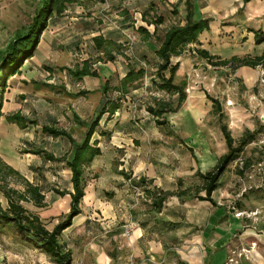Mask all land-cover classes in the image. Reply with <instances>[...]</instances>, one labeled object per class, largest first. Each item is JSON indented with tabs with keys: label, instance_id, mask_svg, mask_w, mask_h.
<instances>
[{
	"label": "rangeland",
	"instance_id": "374dc122",
	"mask_svg": "<svg viewBox=\"0 0 264 264\" xmlns=\"http://www.w3.org/2000/svg\"><path fill=\"white\" fill-rule=\"evenodd\" d=\"M39 2L40 0H0V47L9 41L16 30L30 23ZM136 2L137 0H73L61 15L53 16L49 20L48 29L42 33L33 56L23 63L19 74H15L7 81L9 87L4 93L1 110L4 114L25 113L27 123L24 128L7 122L4 117L0 118L1 144L15 152V157L11 156L13 159L1 153L0 158L8 164V161L16 163L17 159L20 165L24 164L19 167L9 165L17 169L25 180L40 189L44 205L37 206L32 201H22L21 204L28 212L38 215L49 230L69 211V196L66 194L60 196L54 190H70L69 174L66 171L61 170L60 175H57L53 172V167L45 166L47 164V160L44 159L45 151L51 153V137L42 132V125H51V113H56L57 109L64 107L72 123L74 122L72 110L77 112L81 119L92 120L103 107H110L109 103L116 100L120 106L128 105L131 114L134 113L136 116L139 112L146 111L149 92L158 89L154 81L157 83L161 81V76L156 73L155 64L151 66L146 63L145 66L140 58L142 53L147 55L153 52L158 43L153 39L149 43L142 42L143 34L136 30L139 27L137 25L140 24L148 30H152V26L142 20V15V22H139V16L137 20L134 19L135 8L141 7L135 5ZM161 4L156 0L155 4L143 8L141 14L144 13L145 19L152 21L159 14L162 15L160 10L155 12ZM238 17L228 18L237 20L240 18ZM223 24L222 22L221 26L217 27L218 34H211V30L208 29V35L204 40L203 32L199 38L203 46L199 47H205L209 52L222 56L232 53L238 57L252 56L260 50V46L247 42L240 33L228 30L229 28L223 27ZM248 24L254 25V21H249ZM164 25L163 23L161 26ZM91 34L101 35L103 38L111 37L112 42L97 49ZM195 48H198L197 44L186 46L182 54L193 56L194 64L184 69V74L178 68L174 78V82L186 79L187 95L203 98L200 103L194 98H189L192 103L188 104L185 99L182 103L184 106L172 116L174 127L184 141H187V144L184 143L183 163L187 167L188 160L194 157L197 159L196 166L208 167L206 170L208 171L214 167L218 157L227 151L219 128L218 115L213 110L212 102L206 97L208 94L220 101L222 121L227 124L235 145L244 130L257 131L256 139L248 143L239 157L227 166L212 196L217 203L229 199V214L232 216V207L242 210H264V162L261 167L258 166L264 160V85L259 82L261 78L259 67H243L246 72L243 80L238 78L240 72H237V78H231L234 73L230 69L232 63L215 66L211 63L216 59L201 58L193 52ZM109 54L114 57V61H107ZM84 60L88 61V68L99 73L100 78L84 76L82 79H76L63 68L81 67ZM173 61L172 57L171 63ZM127 65L135 68L144 67L146 73L135 88L136 91L131 89L129 93L121 95L116 89H119ZM166 74L168 75V71L162 72L165 77ZM249 76L250 78L245 80ZM262 77L264 79V74ZM105 79H109V88L102 93L98 80L103 83ZM80 91L87 92L81 95L77 93ZM119 97L121 98L118 99ZM227 100H230L232 105H227ZM136 117L134 119L138 121ZM62 119L63 116L59 121ZM132 123L134 124L133 121ZM84 131L85 128L77 124L72 128L75 139H79ZM6 134L9 138H6ZM195 134L198 136L194 140ZM197 138L201 140L199 143ZM35 150L43 151L34 154ZM205 154L208 156H203ZM27 163L29 166L26 167ZM195 179L199 185L194 183L192 189L200 186L199 178ZM3 183L21 191L25 187L23 180L13 174L7 175ZM111 188L105 187L103 191L98 189L101 203L90 206L88 213L62 232L60 240L71 250V264H191L195 260L198 264L250 263L251 253H241V250L254 240L247 244L235 245L227 254L226 246L207 248L202 236H199L201 237L199 239L196 233L184 235L179 244H171L173 248H168L162 257L147 255L151 259L145 260V254L141 251L138 253L130 244V228L123 226L127 224L125 220L128 219V213L126 212L121 220L102 214L101 209L105 206H110L109 209L112 211L115 208V204H104L106 200L111 201L118 195ZM200 194L204 195V191ZM0 204L2 208H7V201L1 191ZM185 213L184 210L182 220ZM221 213L224 215L223 210ZM263 221L255 224L250 220L249 224L257 232L258 228L264 227L261 223ZM229 256L233 257V260L229 261ZM0 264L55 263L40 246L24 240L15 226L11 225L0 227Z\"/></svg>",
	"mask_w": 264,
	"mask_h": 264
},
{
	"label": "crops",
	"instance_id": "0c3cea01",
	"mask_svg": "<svg viewBox=\"0 0 264 264\" xmlns=\"http://www.w3.org/2000/svg\"><path fill=\"white\" fill-rule=\"evenodd\" d=\"M159 1L162 4L158 10H155V12L157 13L159 10L162 12V16L164 17L163 23L165 24L164 27L167 26L166 22H184L186 14L185 0ZM155 3L156 0H137L135 5H140L141 7L135 8L134 19L139 16V22H142L141 10ZM162 5L163 7H161ZM194 6L195 18H211L209 26L211 34H218L217 27H220L223 22V27L225 26L226 28H229L228 30H234L240 33L242 38L247 42H253V33L250 32L249 29H264V0H251L244 6L242 0H194ZM241 7H243V14L239 15L237 14V10ZM174 11H177V13L172 14ZM235 16H239L240 18L238 17L239 19L237 20L228 18ZM249 21H254V25H249ZM161 25L159 26L158 31L161 30ZM137 26L141 25L138 24ZM150 26H152V30L148 31L152 33L154 25L150 24ZM209 30L203 31L205 32L202 38L203 40L204 37L208 35ZM214 30L216 31L214 32ZM203 32H201V34ZM201 34L198 37V41L191 44H197L198 48L195 49H205L208 51L205 47H199L203 46V42L199 39ZM91 35L94 36L93 34ZM105 39L112 42L111 37ZM152 39L156 41L155 37H152L147 40L142 39V42L149 43ZM257 46H260V50L254 55H259L264 50V42ZM157 47L153 52L147 55L142 53V59H145L147 64L156 65L157 57L155 55V50ZM195 49L193 52H196ZM208 53L216 55L219 59L236 56L232 53L224 56L209 51ZM143 56H147V58H144ZM173 58L174 61L172 64L178 63V68L183 74L184 69L189 68L194 64V58L193 56H190V54H181L179 56H174ZM147 64L144 63L145 66H147ZM243 67L245 68V66L236 68L230 66V69L234 71L231 78H237V72H240L238 78L240 77L243 80L245 77L244 74L246 73ZM168 75L166 74V77H168ZM248 78H250V76L245 78V80H248ZM98 83L100 84V91H102V83H100L99 80ZM133 91H136V89H133ZM198 93L199 92H197V94ZM189 98L196 99L198 101L197 103H200L203 99L199 96L190 97V95H187V104L192 103ZM175 99L176 95H171L165 91L156 89L149 92V101L146 102L145 106L146 111H144V113L139 112L138 115H136L137 117L134 113L131 114V108L126 104L120 106L121 108L119 107L112 114L106 112L101 116L91 141H96L97 146L100 148V154L93 158L92 162L85 170L87 184L82 199L81 213L73 218V222L88 213L90 206H96L97 203H101V199L99 198L100 195H98L99 191L97 190L100 189L103 191V188L109 186L110 188L112 187L111 189H113L115 194L118 195L114 196L111 201L106 200L104 204H115V208L112 211V209H109L110 206H105V208L101 209L103 210L102 214L113 219L121 220L123 216H125V213H128V219L125 220L127 224H124L123 226L125 228H130V244L132 247H135L138 253L141 251L145 254V260L146 258L151 259L147 255H150L151 257H162L168 248H173L171 244H179L182 242L184 235L196 233V236H202L203 243L207 248L212 249L226 246L227 254L235 245L247 244L251 240H254L258 243V248H256L255 251L250 252L252 260L249 259V264H264L263 235L257 234L258 232L253 230V226L249 224L250 220L234 218L229 214V199H224L217 203L212 194V202L208 200H199L197 198L185 200L180 199L177 196H170L165 202H163L158 211H155L151 206L153 199L152 196L155 195L158 189L175 191L179 187V182L181 183V188L192 187L194 183L199 185V182L195 179L197 178L195 172L199 170L204 173L208 169V167H197L195 164L197 159L195 160L194 157H191V159L188 160L189 165L187 167H185L186 165L183 163L185 156L183 151L184 143L187 144V141H184L183 137L174 127L172 116L176 114L184 104L181 105L176 112L163 114L167 121L164 125H158L155 122L156 117H153V115L147 111V106H154L158 101L173 102ZM64 110L65 108L61 107L57 109L56 113H51V125L72 130L73 126H76V123L70 121L69 113ZM23 115L25 116V113H23ZM59 116H63V122L59 121ZM202 116L203 113L201 114V117ZM135 117L138 121L134 119ZM6 135V138H9L8 134ZM46 135L51 137V154L54 156V159L47 160L45 166L53 167V172L57 175H60L61 170L66 171L69 174L68 179L70 182L69 169L62 167H67L66 162L70 160L73 155L74 145L65 136L60 135L54 137L53 135ZM196 136H198V134H195L193 138L194 140ZM79 139L81 140V137ZM197 139L199 143L201 140L199 138ZM28 143H30V141ZM0 153L7 155L10 159H13L11 156L15 157V152L13 153L12 150H8L5 147V144H1V136ZM203 156L207 157L208 154ZM18 161L19 159H17L14 164L11 161L8 162L14 167L24 165H20ZM214 161H216V159ZM27 166H29V163H27L26 167ZM56 167H59V169ZM121 170L128 174V178L119 173ZM139 178L145 179L146 183L144 184V188L150 192L149 195H143V197L137 196L135 185ZM69 185L71 190V182ZM123 193H125V195H122ZM66 195L69 196V194ZM184 210L186 213L182 220ZM222 210L224 215L221 213ZM180 215L182 216L179 217ZM168 221L178 223V226L170 228L167 225ZM73 222L70 227L74 225ZM180 223L181 226L179 227ZM172 230L176 231L172 232ZM200 238L201 237H199V239ZM174 248H176V246ZM189 263H191V260ZM191 264H198V262L195 260Z\"/></svg>",
	"mask_w": 264,
	"mask_h": 264
},
{
	"label": "trees",
	"instance_id": "16d2710c",
	"mask_svg": "<svg viewBox=\"0 0 264 264\" xmlns=\"http://www.w3.org/2000/svg\"><path fill=\"white\" fill-rule=\"evenodd\" d=\"M242 1L244 6L251 0ZM72 2L73 0H40L30 23L16 30L9 41L4 46L0 47V118L4 116L7 122L20 125L24 128L26 127L27 119L22 113L15 112L4 114L1 110L4 101V93L9 87L7 81L15 74H19L23 63L33 56L42 33L48 27L49 20L53 16L61 15L66 10L67 5ZM184 4L186 8L184 22L166 23L167 26L164 27V25L162 29L158 31L159 26L163 24L164 17L158 15L154 20L149 21L145 19V15L142 13V20L145 21L147 25L153 24L154 30L150 33L148 29L142 25L136 29L143 34L144 40L155 37L158 43V47L155 50V55L157 57L155 67L156 73L161 76V81L158 83L154 81L158 87L157 90L176 95V99L173 102L158 101L154 106H147V111L152 114L153 117H156L155 122L158 125L166 124L167 121L163 114L176 112L187 97L185 91L187 85L186 80L174 82L175 73L179 65L178 63L172 64L171 58L181 55L186 46L198 41L201 32L208 30L211 22L210 17L195 18L194 0H185ZM237 12L242 13L243 7L239 8ZM176 13L177 11H174V14ZM249 31L253 33V42L255 45L264 42V29H249ZM92 41L97 49L111 44L110 41L106 40L101 35L93 36ZM196 53L206 60L216 59V61L211 63L215 66H225L228 63H232L231 66L235 68L240 66H250L254 68L257 65H261L264 68V50L259 55L243 57L232 56L226 59H219V57L211 55L205 49H196ZM143 57L145 58V56ZM140 58L146 64L145 59H142V55ZM107 61H114V57L109 54ZM87 64L88 61L84 60L81 67L63 68L76 79H82L84 76H95L100 78L99 73L95 69L88 68ZM165 71H168V77L162 75V72L165 73ZM145 73L146 70L144 67L135 68L132 65H127L119 89L116 90L121 95L129 93L131 89L137 88L138 83ZM108 88L109 79H105L101 84L102 93H105ZM86 92L87 91H80L77 93L82 95ZM206 97L212 102L213 110L218 115V121L220 123L219 128L223 135L227 151L218 157L216 164L211 170L204 173L199 170L195 172V176L200 180V186H196L194 189L191 187L181 188V183L179 182V187L175 191L158 189L155 195L152 196L151 206L155 211H158L163 202L170 196H177L185 200L197 198L199 200H208L212 202L211 194L217 189L219 179L227 166L239 157L243 148L248 143L256 139L257 131L246 129L238 139L237 145H235V140L227 124L222 121L220 101L214 97H210L208 94H206ZM120 98L121 97L118 99ZM109 104L111 105L110 107H103L99 114L92 120H83L77 112L72 111L73 121L77 125L85 128V131L81 135V140L74 138L71 129L67 130L54 125H42V132L53 135L54 137L60 135L65 136L74 145L73 155L70 160L66 162L67 167H65L70 171L71 190H54V192L60 196L69 194V211L51 230L45 227L38 215L28 212L21 204L22 201H32L37 206H43L44 197L40 189L31 184L28 180H25L24 176L17 169H14L0 158V167H4V169L0 168V191L7 201V208L5 209L2 208L0 204V227L15 226L24 240L31 241L33 244L40 246L55 264H71V250L62 243L60 236L64 230L72 225L73 218L81 213L82 199L87 184L85 170L87 166L90 165L93 158L100 154V148L97 146L96 141L91 142L92 136L98 126L101 116L106 112L112 114L120 107V104H118L116 100L111 101ZM41 151L43 150H35L33 152L34 154H39ZM44 159L53 160L54 156L45 151ZM119 173L128 178V174L123 170L119 171ZM9 174H13L16 178L19 177L23 180L25 187H23L22 191L11 188L3 183L6 180V176ZM145 183L146 181L144 178H139L135 186L140 189L143 195H149L150 192L144 188ZM201 191L205 192L204 196L200 195ZM167 225L173 228L177 227L178 223L168 221Z\"/></svg>",
	"mask_w": 264,
	"mask_h": 264
},
{
	"label": "built area",
	"instance_id": "2783aa9c",
	"mask_svg": "<svg viewBox=\"0 0 264 264\" xmlns=\"http://www.w3.org/2000/svg\"><path fill=\"white\" fill-rule=\"evenodd\" d=\"M256 67H259V70H260L261 78H260L259 82L263 83V85H264V79L262 77L263 74H264V68L261 65H257ZM226 104L227 105H232V102L230 100H227ZM263 153H264V150H263ZM263 162H264V160L258 166L261 167ZM135 190L137 191V196L143 197V193L140 191L139 188L135 187ZM232 211L233 212H231V213L233 214V216L235 218L252 220V221H254L255 224L259 223L260 221H263V219H264V210H259V209H256V210H242V209H236V208L232 207ZM261 223L264 224V221L261 222ZM255 227H257V226L255 225ZM257 232L262 234V235H264V227L261 226V228H258ZM256 248H257L256 241H252V242H250L248 244V246H243L242 247L241 253H243V252H249L250 253L252 251H255ZM228 260L229 261L233 260V257L229 256Z\"/></svg>",
	"mask_w": 264,
	"mask_h": 264
}]
</instances>
